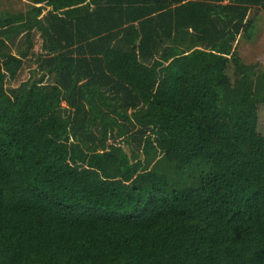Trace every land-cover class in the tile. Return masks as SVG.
<instances>
[{
  "label": "trees",
  "instance_id": "16d2710c",
  "mask_svg": "<svg viewBox=\"0 0 264 264\" xmlns=\"http://www.w3.org/2000/svg\"><path fill=\"white\" fill-rule=\"evenodd\" d=\"M29 1L0 17V264H264V67L236 52L264 0Z\"/></svg>",
  "mask_w": 264,
  "mask_h": 264
},
{
  "label": "rangeland",
  "instance_id": "374dc122",
  "mask_svg": "<svg viewBox=\"0 0 264 264\" xmlns=\"http://www.w3.org/2000/svg\"><path fill=\"white\" fill-rule=\"evenodd\" d=\"M29 0H0V17H2L6 12H19L25 11L29 7ZM260 19L258 21V30L255 33L254 39L248 41L241 37L238 38L236 42V52L240 56L241 60L247 64H255L257 69H263L264 67V11L260 12ZM175 41L181 46L185 47L187 50L200 47L198 44L192 43L189 33L184 35H179L176 37ZM41 39L38 34H35L33 38V47L28 57L24 58L23 68L20 70L16 78L7 83V87H13L19 85L21 82L27 80L32 76L31 70L35 67L33 61V54L37 53L40 50ZM23 47L24 44L21 43ZM12 52H17L15 46L12 47ZM232 73L230 69L229 74ZM62 104H64L62 102ZM103 110L106 107H102ZM259 124L262 132H264V105L260 107L259 110ZM122 146L125 144L121 143Z\"/></svg>",
  "mask_w": 264,
  "mask_h": 264
}]
</instances>
